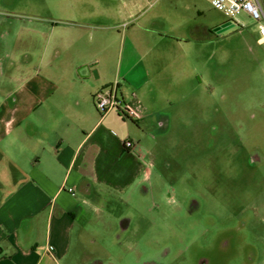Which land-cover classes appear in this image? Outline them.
<instances>
[{
    "label": "crops",
    "instance_id": "1",
    "mask_svg": "<svg viewBox=\"0 0 264 264\" xmlns=\"http://www.w3.org/2000/svg\"><path fill=\"white\" fill-rule=\"evenodd\" d=\"M125 6L123 21L112 20L107 3L60 23L15 17L0 36V264H116V255L138 249L131 220L117 234L115 203L124 198L112 190L151 179L140 138L166 130L176 105L187 103L184 92L175 98L193 83L191 35L199 48L209 25L191 24L207 13L202 0L138 14ZM115 81L128 103L142 102L138 121L98 111L95 92Z\"/></svg>",
    "mask_w": 264,
    "mask_h": 264
},
{
    "label": "rangeland",
    "instance_id": "2",
    "mask_svg": "<svg viewBox=\"0 0 264 264\" xmlns=\"http://www.w3.org/2000/svg\"><path fill=\"white\" fill-rule=\"evenodd\" d=\"M168 1L0 0V36L15 17L60 23L73 20L76 9L107 3L112 20L123 21L125 5L138 14ZM202 2L207 13L192 15L191 24L206 20L208 40L197 48L192 33L193 83L176 91L177 104L180 92L187 103L176 105L166 130L140 138L152 177L112 190L124 198L115 203L117 234L128 218L139 236L138 249L116 255V264H264V49L250 16L240 14L239 23L218 33L227 17Z\"/></svg>",
    "mask_w": 264,
    "mask_h": 264
},
{
    "label": "built area",
    "instance_id": "3",
    "mask_svg": "<svg viewBox=\"0 0 264 264\" xmlns=\"http://www.w3.org/2000/svg\"><path fill=\"white\" fill-rule=\"evenodd\" d=\"M212 6L221 10L232 23H239L238 16L242 13L250 16L257 25L258 42L264 49V7L260 0H207ZM133 104L128 103L123 96L119 81L95 92L94 100L98 111L105 115L117 110L120 115L133 121L142 117L144 106L133 96ZM119 143L126 149H134L135 141L130 137L118 138ZM71 190V189H70Z\"/></svg>",
    "mask_w": 264,
    "mask_h": 264
},
{
    "label": "water",
    "instance_id": "4",
    "mask_svg": "<svg viewBox=\"0 0 264 264\" xmlns=\"http://www.w3.org/2000/svg\"><path fill=\"white\" fill-rule=\"evenodd\" d=\"M233 25H234V24H233L230 20H228V21H226V22L224 23V25H223L222 27H218V28L216 29V31H217L218 33H220V32H222V31H224V30H226V29L232 27ZM129 223H130V219L125 218L124 220L121 221L120 224H121V227H122V228H126V227L129 225Z\"/></svg>",
    "mask_w": 264,
    "mask_h": 264
}]
</instances>
